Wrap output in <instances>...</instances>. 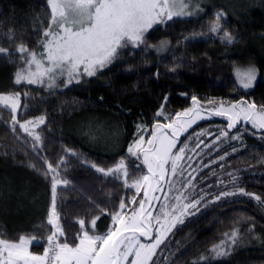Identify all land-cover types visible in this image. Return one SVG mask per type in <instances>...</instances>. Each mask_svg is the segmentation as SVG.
Instances as JSON below:
<instances>
[{
    "label": "trees",
    "instance_id": "obj_1",
    "mask_svg": "<svg viewBox=\"0 0 264 264\" xmlns=\"http://www.w3.org/2000/svg\"><path fill=\"white\" fill-rule=\"evenodd\" d=\"M197 1L204 7L197 18H174L152 29L158 32L156 37L169 42L157 59L136 52L82 83L50 93L29 92L18 119L45 117L37 129L42 139L37 151H33V138L18 125L13 131L11 112L0 109V238L18 241L21 235L35 236L29 244L32 254H43L47 247L52 231L47 224L52 176L42 174L47 168L44 158L53 165L65 158L58 178L71 183L57 186V212L64 232L57 242L72 244L78 242L80 220L86 222V230L103 235L112 223L108 213L119 210L122 198L128 205L136 196L133 187H125L122 174L119 179L105 176L91 164L109 168L124 158L129 184L146 174L140 158L128 154L129 145L139 135L137 125L151 128L157 121L169 122L165 117H174L190 105L193 96L202 105L209 100H248L257 109L264 106V2L235 0L230 6L223 0ZM217 13L224 15L219 21L221 30L213 33L210 29ZM47 16V0H0V47L8 49L7 54L0 53V92L21 88L14 83L20 59L16 47L21 43L35 47L40 40L39 26L46 25ZM224 31L234 37L233 43L221 40ZM242 64L257 70L251 89L240 87L234 76ZM162 105L164 115L157 117ZM227 124L219 117L202 119L177 142V151L187 145L181 163L185 171L183 177L171 179L176 189L181 181L191 179L194 187H187L185 194L190 200L202 195L205 199L195 215L184 216L183 223L167 234L155 264H193L233 229L241 232L242 246L234 247L226 258L205 264H264V204L239 194L209 203L221 192L237 191V187L264 200V130L241 122L230 130L229 137L217 140ZM238 133L241 139L232 140ZM65 148L76 155L66 154ZM176 189L170 190L166 184L168 208L177 204L175 196L180 193ZM164 195L155 204L158 213ZM96 217L93 229L90 222Z\"/></svg>",
    "mask_w": 264,
    "mask_h": 264
},
{
    "label": "snow or ice",
    "instance_id": "obj_2",
    "mask_svg": "<svg viewBox=\"0 0 264 264\" xmlns=\"http://www.w3.org/2000/svg\"><path fill=\"white\" fill-rule=\"evenodd\" d=\"M191 4L192 0H47L51 15L38 41L43 51L38 54L24 43L16 47V52L20 53V59L25 67L16 71L14 82L16 84L23 82L44 84L47 81L48 87L51 88L56 86L59 77L66 75L65 87H67L73 80L79 83L81 76H95L98 71L108 67L119 58L122 49L129 46L136 48L145 43V33L154 25L165 24L174 17L192 15L193 13L189 11ZM223 15V13H217L216 20L210 29L211 32L217 33L221 30L219 21ZM220 38L228 44L234 42V37L227 31H224ZM9 39H12L11 33ZM0 53L7 54L8 49L0 47ZM235 74L240 87L243 89L254 87V82L257 80V70L254 67L237 68ZM24 95L27 96L28 93ZM20 96L19 92L0 93V109L11 112L10 123L13 125V131L16 130L15 125H18L20 130L33 138L35 142L33 151H37L42 139L38 133L30 131L29 126L36 127L43 124L45 117L39 116L21 122L18 119V110L21 108ZM192 101L193 107L185 109L184 113L178 112L175 117L166 116L169 123L161 124L157 121L153 124L151 137L146 141L147 147H145L143 136L134 139L129 145V156L139 159L142 154V163L147 168V173L134 179L131 184L127 181L128 165L124 158H121L114 167L104 168L95 163H92L91 167L98 173L114 176L117 179L120 178V174H123L126 178L125 187H135L137 192L146 185L144 196L151 206L150 202L159 197L149 196V191L154 193L163 190L165 184L170 190L176 189V183L171 177L177 175L183 177L184 175L185 169L178 162L184 159L187 145L180 147L177 152H173V149L177 147L181 133L186 132L188 127L195 123L196 118H202L197 107L200 101L195 96L192 97ZM208 103L215 104V101L209 100ZM24 107L26 108L27 105ZM163 108L162 105L161 110L157 111V117L164 115ZM208 111L211 115L224 116L228 120L227 130L221 129L220 136L216 137L217 140L221 136L229 137L230 130L235 128L241 119L250 122L255 129H264V106L257 111L255 104H249L246 101H237L228 106L221 102L218 107H213ZM182 116L188 117L183 123L176 119ZM143 127V125H137L138 133ZM166 129L171 130L170 135L165 131ZM231 139L239 140L241 134L232 135ZM64 151L66 154L76 155L71 149L65 148ZM220 159L223 160L224 157ZM64 163L63 156L55 165L44 158L47 168L42 174L46 178L49 175L52 176V204L47 215V224L52 226V231L47 236L48 246L44 248L43 255H34L28 250V245L36 240L35 236L29 239L21 235L18 241L0 238V264H126V262L128 264H150V262L155 264L154 257L157 250L164 243L165 237L172 231L175 223H183L186 215H195L200 210L199 205L205 199L202 195L199 199L184 203L183 201L188 200L189 197L182 189L190 185L194 187L191 179H185L180 182L181 188L176 189L180 193L175 196L179 207L172 206L179 212V215H174L169 224H161L154 230L152 222L153 220L159 221L160 215L153 216L152 212L145 207L146 201L140 200L139 208L134 209L129 217H126L122 211L108 213L114 224L105 234L97 235L94 231L86 230V222L80 220L81 232L77 236L78 242L72 244L66 241L57 242V237L64 235L57 212V186H67L71 183L67 179L58 178L60 176L58 169ZM169 163L170 176L169 169L165 167ZM29 167L36 168L34 164H30ZM37 170L40 171V169ZM235 181L236 177H233V183ZM237 194L251 197L258 204H264L261 196L246 192L240 187H237V191L221 192L209 203ZM127 203L129 201L122 198L119 209L123 210ZM131 203H136L135 196ZM160 207L164 219L167 220L169 213L164 210L168 205L162 204ZM189 209L194 211H188ZM104 211L101 209L102 213ZM98 218L90 222L93 229ZM153 231H155V236H153ZM129 233L131 235H128ZM139 237H144L150 242L142 243ZM225 237L226 239L214 244L208 250L207 255L202 254L198 261L194 260L193 264H205L211 259L220 260L228 257L239 242V233L233 229L230 234L225 233Z\"/></svg>",
    "mask_w": 264,
    "mask_h": 264
},
{
    "label": "rangeland",
    "instance_id": "obj_3",
    "mask_svg": "<svg viewBox=\"0 0 264 264\" xmlns=\"http://www.w3.org/2000/svg\"><path fill=\"white\" fill-rule=\"evenodd\" d=\"M215 2H220L219 0H214ZM224 2H225V4L226 5H230V6H233L234 5V3H235V0H223ZM245 1H249V0H245ZM254 1H256V0H254ZM258 2H264V0H259ZM203 9H204V7H203V4L202 3H200V2H198L197 0H192V4H191V6H190V8H189V11H191L193 14L192 15H187V16H182V17H174V18H188V19H191V18H197V15L198 14H200L202 11H203ZM222 10V9H221ZM50 15H51V13H50V9L48 8V16H47V23H46V25H43V24H41L40 26H39V33H40V38H41V36H42V33H43V30H44V28H46L47 27V25H48V20H49V18H50ZM42 18H44V17H42ZM174 18L172 19V20H174ZM44 22V20L42 19L41 21H40V23H43ZM168 22H170V21H167L166 23H168ZM165 23V24H166ZM165 24H158V25H160V26H162V25H165ZM158 25H154L153 26V28L154 27H156V26H158ZM153 28H151V29H149L148 30V32H146L145 33V43H143V44H140L139 45V47H136V48H133V47H131V46H129V47H127V48H124V49H122L121 50V54H120V56H119V58H117L115 61H113V63L112 64H114L115 62H118V61H121L122 59H125V58H128V57H130L132 54H134V53H136V52H140V53H142L143 55H148L149 56V58L150 59H157V57H159V55L161 54V53H163L164 52V50L167 48V45H168V43L169 42H167L168 40H166V39H159L158 37H156V35H157V31H154V32H151L152 31V29ZM39 41V40H38ZM30 50H35L38 54L40 53V52H42L43 51V49L40 47V44L38 43L35 47H31V48H29ZM20 58V57H19ZM112 64H110L109 66H111ZM19 66H18V68H17V70L18 69H20V68H22V67H25V65L23 64V62L21 61V59H19V64H18ZM108 66V67H109ZM108 67H106V68H108ZM248 67H254V66H252V65H250V64H242V65H240V66H238V67H236V69L237 68H240V69H246V68H248ZM34 68H35V66L33 65V70H34ZM106 68H104V69H106ZM255 68V67H254ZM103 69V70H104ZM235 69V70H236ZM16 70V71H17ZM81 71H82V69H81ZM102 71V70H101ZM101 71H98L97 72V74L99 73V72H101ZM16 73V72H15ZM96 74V75H97ZM234 76H235V78H236V80H237V77H236V74H235V71H234ZM91 77H93V76H91ZM90 77L89 76H86V75H84V76H81V78H80V82L79 83H82V82H84L85 80H87V79H89ZM67 80V76L65 75V76H63V77H59L58 79H57V81H56V86L55 87H51V88H49L48 87V83H47V81L44 83V84H28V83H26V82H23V83H21V84H16L15 82V84L17 85V86H21V88H14L12 91H10V92H0V93H4V94H7V93H11V92H19V93H21V96H20V102H21V105H22V103L24 102V101H26V100H28V98H29V92H31V93H38V94H41V93H50V92H54V91H57V90H60V89H64V88H66L65 87V81ZM74 83H77L75 80H73V82L71 83V84H74ZM71 84H68L67 86H69V85H71ZM24 93H28V95L27 96H25L24 95ZM240 101H246L247 103H249V104H252L251 102H249L248 100H240ZM221 102H223L224 104H225V106H228V105H231V104H233V103H236L237 101H228V100H216L215 101V104H206V105H202V103L200 102V105H198L197 107L199 108V110H200V116L202 117V118H196V120H195V123H197L198 121H200V120H202V119H207V118H210V117H213V116H216V115H211L210 113H209V109H212L213 107H218L220 104H221ZM193 107V101H192V103L190 104V105H188V106H186V107H184V108H182V109H180L178 112L179 113H184V111H185V109H190V108H192ZM259 110H261V109H257V111H259ZM19 111V110H18ZM177 112V113H178ZM220 117H224V116H220ZM225 119H226V117H224ZM178 121H180L181 123H183L185 120H187L188 119V117H186V116H182V117H177L176 118ZM30 120H32V119H30ZM22 122V121H21ZM170 122V121H169ZM169 122H167V123H169ZM241 122H243V123H246L247 121H245V120H243V119H241L240 121H239V123H241ZM195 123H193V124H191V126L190 127H188V129L189 128H191ZM250 123V122H249ZM166 124V123H165ZM251 124V123H250ZM41 125V124H40ZM40 125H38V126H36V127H32V126H29V130L30 131H33V132H35V133H37V129H38V127L40 126ZM140 125H143L144 127L139 131V135H138V137L136 138V139H138L139 138V136H143L144 138H145V147H147V143H146V141H147V139L149 138V137H151V134H152V127L151 128H149V126H147V125H144V124H140ZM252 125V124H251ZM146 129V130H145ZM187 129V130H188ZM137 131H138V129H137ZM165 131H167L168 133H169V135H170V131L171 130H165ZM148 133V134H147ZM183 133H185V132H182L181 134H183ZM179 141V140H178ZM177 141V142H178ZM173 152H177V150H175V148L173 149ZM140 159H141V161H143V155L141 154L140 155ZM179 164H181L182 163V160L181 161H179L178 162ZM165 167H166V169H169V176L171 175L170 174V163L169 164H167V165H165ZM147 169V168H146ZM147 173V172H146ZM123 175V174H122ZM133 182V181H132ZM131 182V183H132ZM130 183V184H131ZM146 187V185H144V186H142V188H141V190L139 191V192H137V190H136V188L135 187H133L134 188V190L136 191V203H131L130 202V204H128V205H126V207L123 209V210H118V211H122V213L126 216V217H129V216H131V214H132V212H133V210L134 209H138L139 208V201L140 200H145L146 201V203H145V207H146V209H148L149 211H151L152 212V214H153V216H156V215H160V220L159 221H155V220H153V222H152V226H153V229L155 230V228H159L160 226H161V224H169V223H171L172 222V217L175 215V216H178L179 215V212L178 211H176L174 208H166L164 211H167L168 213H169V216H168V218H167V220H165L164 219V216H163V212L161 211V208H160V213H158L157 211H156V208H155V204H156V202H157V200H152L151 202H150V204H151V206H149V202L146 200V198H145V196H144V188ZM165 188H166V184L163 186V190H158V191H156V192H151V191H149V196H156V197H161V196H163L164 194H165ZM178 188H181V187H178ZM185 189L186 188H184V189H182L183 190V192H184V194H185ZM166 193H168V192H166ZM168 195V194H167ZM186 195V194H185ZM170 196H171V193H170ZM169 196V197H170ZM169 200V198H167L165 195H164V198L162 197V200H161V205L162 204H165V205H167V201ZM130 201H132V199L130 200ZM191 200H190V198L188 199V200H186V201H183L184 203H188V202H190ZM177 207H179V205H178V202H177ZM193 209H189L188 211H192ZM149 219H151V218H149ZM179 222H176L175 223V225H177ZM113 224H114V222H113V220H112V223H111V226H113ZM110 226V227H111ZM174 228V227H173ZM172 228V229H173ZM253 232V231H252ZM128 235H131L130 233L128 234ZM241 235V232H239V236ZM153 236H155V231H153ZM252 237V236H251ZM139 239H140V241L142 242V243H149L150 241L149 240H146L144 237H139ZM242 244H243V242H242V240H239V242L237 243V245L235 246L236 247V249H239L241 246H242ZM35 255V254H34ZM37 255H43L42 253H38ZM129 259H131V257L129 258ZM126 264H128V262H126Z\"/></svg>",
    "mask_w": 264,
    "mask_h": 264
},
{
    "label": "water",
    "instance_id": "obj_4",
    "mask_svg": "<svg viewBox=\"0 0 264 264\" xmlns=\"http://www.w3.org/2000/svg\"><path fill=\"white\" fill-rule=\"evenodd\" d=\"M191 103H192V101H191ZM191 103H190V104H191ZM175 116H176V115H175ZM175 116H174V117H175ZM213 117H219V118H223V119H225L224 117H220V116H213ZM225 120L228 121L227 119H225ZM246 123H247L248 125H250V126L253 128V126H252L249 122H246ZM161 124H163V123H161ZM239 124H240V123H238L237 125H239ZM237 125H236V126H237ZM152 126H153V125H152ZM152 126H151V127H152ZM233 129H234V128H233ZM233 129H231V130H233ZM253 129H255V128H253ZM255 130H258V129H255ZM259 130H264V129H259ZM182 135H183V134H181L180 138L182 137ZM180 138H179V139H180ZM139 158H140V157H139ZM140 162H141V164L143 165L141 159H140ZM143 166H144V165H143ZM144 168H145V171L147 172V169H146L145 166H144Z\"/></svg>",
    "mask_w": 264,
    "mask_h": 264
},
{
    "label": "built area",
    "instance_id": "obj_5",
    "mask_svg": "<svg viewBox=\"0 0 264 264\" xmlns=\"http://www.w3.org/2000/svg\"><path fill=\"white\" fill-rule=\"evenodd\" d=\"M48 246V245H47ZM29 250V249H28ZM30 251V250H29ZM43 253H44V251H43Z\"/></svg>",
    "mask_w": 264,
    "mask_h": 264
},
{
    "label": "crops",
    "instance_id": "obj_6",
    "mask_svg": "<svg viewBox=\"0 0 264 264\" xmlns=\"http://www.w3.org/2000/svg\"><path fill=\"white\" fill-rule=\"evenodd\" d=\"M28 247H29V245H28ZM34 254V253H33ZM35 255H37V254H35Z\"/></svg>",
    "mask_w": 264,
    "mask_h": 264
}]
</instances>
